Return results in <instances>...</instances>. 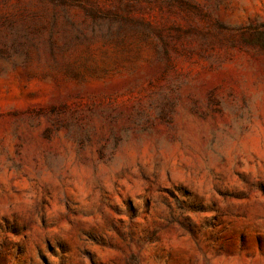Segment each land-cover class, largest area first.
<instances>
[{
	"label": "rangeland",
	"instance_id": "obj_1",
	"mask_svg": "<svg viewBox=\"0 0 264 264\" xmlns=\"http://www.w3.org/2000/svg\"><path fill=\"white\" fill-rule=\"evenodd\" d=\"M80 1L0 2V264H264V0Z\"/></svg>",
	"mask_w": 264,
	"mask_h": 264
},
{
	"label": "trees",
	"instance_id": "obj_2",
	"mask_svg": "<svg viewBox=\"0 0 264 264\" xmlns=\"http://www.w3.org/2000/svg\"><path fill=\"white\" fill-rule=\"evenodd\" d=\"M3 0H0V2ZM39 3H50L53 8V15L58 14L66 15L68 13L69 7L72 5H82L80 0H36ZM83 8H85L82 5ZM35 16V13L26 14L24 20L32 19Z\"/></svg>",
	"mask_w": 264,
	"mask_h": 264
}]
</instances>
